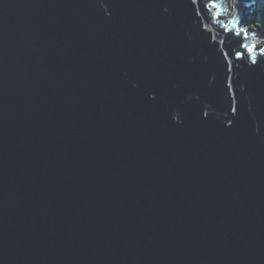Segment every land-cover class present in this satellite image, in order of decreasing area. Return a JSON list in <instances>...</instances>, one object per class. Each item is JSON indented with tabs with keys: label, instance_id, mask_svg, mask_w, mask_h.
Segmentation results:
<instances>
[{
	"label": "water",
	"instance_id": "95a60500",
	"mask_svg": "<svg viewBox=\"0 0 264 264\" xmlns=\"http://www.w3.org/2000/svg\"><path fill=\"white\" fill-rule=\"evenodd\" d=\"M260 1L0 0V264H264Z\"/></svg>",
	"mask_w": 264,
	"mask_h": 264
},
{
	"label": "snow or ice",
	"instance_id": "6c2138e0",
	"mask_svg": "<svg viewBox=\"0 0 264 264\" xmlns=\"http://www.w3.org/2000/svg\"><path fill=\"white\" fill-rule=\"evenodd\" d=\"M191 3L192 4H197L198 0H191ZM207 7L209 9H217L218 10L220 8V5L216 2V0H208ZM229 15H231L230 12H229ZM232 29L235 30L234 34L236 36H241V37H243L245 39L247 38L248 32L243 27H240L239 24L233 23L232 24ZM241 47L244 50L243 51H237L235 53V58L237 60H241V59H244V58H250L253 64L258 63L257 56L253 55V53L256 51V49L253 46H250V45H247V44H242ZM260 55L262 57H264V49L260 50ZM224 56L227 57L228 53L225 52ZM228 63L230 64L231 61H228ZM230 70L231 69H229V71ZM229 79H231V78H229ZM228 87L231 88L232 84L229 83ZM236 99H237L236 98V93H233L232 100L236 101ZM232 112L237 114V107L233 106L232 107Z\"/></svg>",
	"mask_w": 264,
	"mask_h": 264
},
{
	"label": "trees",
	"instance_id": "16d2710c",
	"mask_svg": "<svg viewBox=\"0 0 264 264\" xmlns=\"http://www.w3.org/2000/svg\"><path fill=\"white\" fill-rule=\"evenodd\" d=\"M262 1H263V5L260 8L259 12L258 13L255 12V14H254V16H256V18H257V22H256V26L255 27L260 28V31H264V30H261V29H264V0H262ZM257 46H259V45H257Z\"/></svg>",
	"mask_w": 264,
	"mask_h": 264
},
{
	"label": "rangeland",
	"instance_id": "374dc122",
	"mask_svg": "<svg viewBox=\"0 0 264 264\" xmlns=\"http://www.w3.org/2000/svg\"><path fill=\"white\" fill-rule=\"evenodd\" d=\"M261 3V1L260 0H257V6H256V9H257V7L259 6V4ZM263 5V4H262ZM261 6V5H260ZM257 13H258V11H257ZM256 17V16H255ZM254 18V17H253ZM253 27H255V26H253ZM253 27L250 29L251 31H253ZM255 31H257V36L259 35L260 36V31H258L257 29H254ZM261 30H264V29H261ZM264 32V31H263ZM253 35V34H252ZM259 46L260 47H262L263 45L262 44H259ZM258 46V47H259Z\"/></svg>",
	"mask_w": 264,
	"mask_h": 264
},
{
	"label": "bare ground",
	"instance_id": "6f19581e",
	"mask_svg": "<svg viewBox=\"0 0 264 264\" xmlns=\"http://www.w3.org/2000/svg\"><path fill=\"white\" fill-rule=\"evenodd\" d=\"M250 33L257 36V31H255L254 29H253V31L250 30Z\"/></svg>",
	"mask_w": 264,
	"mask_h": 264
}]
</instances>
